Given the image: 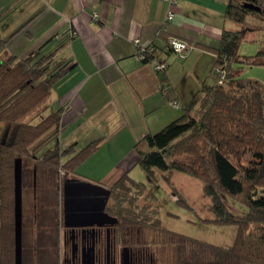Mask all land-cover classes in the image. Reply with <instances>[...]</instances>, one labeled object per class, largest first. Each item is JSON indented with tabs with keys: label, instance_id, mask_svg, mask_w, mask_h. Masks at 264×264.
Here are the masks:
<instances>
[{
	"label": "crops",
	"instance_id": "obj_1",
	"mask_svg": "<svg viewBox=\"0 0 264 264\" xmlns=\"http://www.w3.org/2000/svg\"><path fill=\"white\" fill-rule=\"evenodd\" d=\"M227 2L177 0L170 8L166 0H0V32L11 55L40 52L74 67L51 95L63 110L54 143L72 157L86 152L71 169L81 179L78 171L92 167L99 154L119 160L94 184L129 175L144 137L184 115L211 80L223 32L236 31L226 18ZM172 38L188 44L183 56L168 47ZM137 39L155 46L157 58L139 61ZM160 62L166 69L157 71Z\"/></svg>",
	"mask_w": 264,
	"mask_h": 264
},
{
	"label": "trees",
	"instance_id": "obj_2",
	"mask_svg": "<svg viewBox=\"0 0 264 264\" xmlns=\"http://www.w3.org/2000/svg\"><path fill=\"white\" fill-rule=\"evenodd\" d=\"M247 3L261 11L245 8ZM250 15L264 17V0H228L226 18L241 29L223 32L211 80L181 118L146 135L136 147L138 165L149 182L156 181L157 170L186 174L200 181L215 213L211 223L239 229L234 245L227 248L189 238L190 246L184 247L190 248L188 264H251L262 259L264 252V86L237 78L243 65H264V49L252 57L239 55L246 34L257 31L246 26ZM8 47V40L0 32V205L12 197L14 186L6 185L17 158L23 160L29 152L33 156L40 150H59L58 144H52L59 136L62 109L40 116L36 125L23 121V117L33 114L40 103L46 104L41 111L48 109L55 85L74 68L40 52L19 59L9 53ZM157 56H148L142 63ZM222 74L225 78L220 83ZM24 105L26 110L21 109ZM36 140L41 141L29 149ZM96 147L93 144V152ZM11 156H15L12 163ZM86 157V152L80 153L72 160L73 165H80ZM125 184L136 190L146 189L128 174L117 181L116 187ZM210 254L211 261L207 260Z\"/></svg>",
	"mask_w": 264,
	"mask_h": 264
},
{
	"label": "rangeland",
	"instance_id": "obj_3",
	"mask_svg": "<svg viewBox=\"0 0 264 264\" xmlns=\"http://www.w3.org/2000/svg\"><path fill=\"white\" fill-rule=\"evenodd\" d=\"M246 26L257 31L246 34L240 46L239 55L242 57H252L264 49V17L250 15L247 18ZM233 28L234 30H240L241 26L233 23ZM237 78L258 81L264 86V65H243L238 70ZM52 97L54 96L50 95L48 99L47 103L50 104L48 109L41 111L46 104L40 103L34 108L33 114H26L23 117V121H31L33 125H36L41 120L40 116L47 117L53 111H56L58 108L57 102ZM23 108L26 110L25 105L21 107V109ZM18 111L20 112V110ZM20 114L22 113L20 112ZM36 114L38 118L33 120L31 117ZM47 134L50 135V132ZM39 141L41 140H36L34 145L30 146L29 149L33 150ZM31 154L29 152L22 156L24 161L23 212L25 232L30 235V237H27V240L33 246L32 234L37 235L41 231L43 233V237L40 236L42 242H50L49 235L54 236L57 234L58 225L55 223V218L58 215L59 186L56 185L55 181L57 180V176L60 177L61 174H58L59 164L56 170L57 175L52 170L50 174H53V176L51 175L52 177L50 176L46 180V171H44L43 167L39 166L38 174H36V187L34 188L32 169L35 162ZM114 155L102 156L99 154L93 158V168L89 165V167L84 166V168L78 171L80 175L84 176L82 177L83 180L91 183L98 182L97 180L104 176V171L110 169L111 164L119 160V157ZM14 157H10L11 163ZM72 162L67 164L70 170L73 167ZM129 176L135 182L145 186L146 189L136 190L130 188L127 184L116 187L117 182L113 183L114 187H116V193L119 194L120 207L127 210L130 214L141 215V217L146 219V222L142 224V229L146 230L150 244L157 247L158 255L167 264H175L174 262L176 261L179 264L181 260L186 264L187 259L190 257V253L188 252L190 248L186 250L184 247L190 246L189 238L200 240L220 248H227L234 245L238 235V227L218 226L211 223L212 219L215 218V213L211 200L203 194L202 183L200 181L186 174L177 172L165 173L157 170L156 181L151 183L145 171L139 165H136L132 169ZM52 179L54 182L52 181L49 184L50 187L47 189L48 194H45L44 197V193H47V190L46 192L44 191L42 184L50 182ZM6 186L7 188L12 187L13 189L12 172ZM236 208L240 212H243L242 206ZM37 215L41 220L40 223L43 225L40 230L34 226ZM0 234V264H12L14 251V191L12 197L4 200L0 205ZM207 260H213V255H208ZM251 264H264V252L262 259L258 258Z\"/></svg>",
	"mask_w": 264,
	"mask_h": 264
},
{
	"label": "flooded vegetation",
	"instance_id": "obj_4",
	"mask_svg": "<svg viewBox=\"0 0 264 264\" xmlns=\"http://www.w3.org/2000/svg\"><path fill=\"white\" fill-rule=\"evenodd\" d=\"M74 158L65 151L54 149L40 150L33 155L34 188L39 166L46 171L47 180L53 176L50 172L54 170L56 173L60 164L58 174L61 176H57L55 181L59 186L58 215L55 218L58 231L54 236L49 235L50 242H42L41 231L37 235L32 234L34 245H30L23 212L22 264H167L158 255L157 247L150 244L146 230L142 229L146 219L120 207L119 194L113 184H104L102 186L105 190L97 191L100 202L96 204L93 213V188L81 185L79 182L87 181L67 167ZM52 181L42 184L45 192ZM45 194H48V190L44 197ZM71 198L74 201L69 204ZM40 222L37 215L34 226L38 230L43 227ZM12 264H16L15 239Z\"/></svg>",
	"mask_w": 264,
	"mask_h": 264
},
{
	"label": "water",
	"instance_id": "obj_5",
	"mask_svg": "<svg viewBox=\"0 0 264 264\" xmlns=\"http://www.w3.org/2000/svg\"><path fill=\"white\" fill-rule=\"evenodd\" d=\"M245 8L254 11H261V8L254 4H245ZM36 174V173H35ZM14 239H15V261L16 264H22V250H23V160L17 158L14 162ZM70 181H80L79 179H71ZM93 188V213L96 204L100 202L97 197V191L105 188L99 184H92L88 182H79ZM74 198L69 199V204H72ZM101 210H103V205Z\"/></svg>",
	"mask_w": 264,
	"mask_h": 264
},
{
	"label": "built area",
	"instance_id": "obj_6",
	"mask_svg": "<svg viewBox=\"0 0 264 264\" xmlns=\"http://www.w3.org/2000/svg\"><path fill=\"white\" fill-rule=\"evenodd\" d=\"M166 1L169 3L170 8L174 7L177 4V0H166ZM173 19H174V13L172 10H170V12L168 13V16H167V22L170 23ZM135 44L138 47L136 57L139 61L143 62L148 56L157 55V48L155 46H153V45L141 46L139 39L135 40ZM168 47L170 48V50L173 53H176V54H179L182 56L189 48V46L186 42L181 41L179 39H175V38H172L169 40ZM164 69H166L165 63L160 62L156 66L157 71H162ZM224 78H225V75L222 74L220 83H223L222 80ZM173 106L177 107L178 106L177 102L174 101Z\"/></svg>",
	"mask_w": 264,
	"mask_h": 264
}]
</instances>
